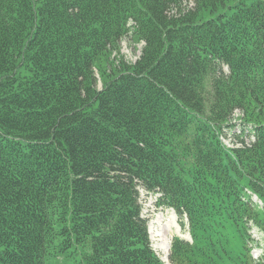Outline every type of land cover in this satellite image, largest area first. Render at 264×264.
<instances>
[{
    "label": "trees",
    "instance_id": "1",
    "mask_svg": "<svg viewBox=\"0 0 264 264\" xmlns=\"http://www.w3.org/2000/svg\"><path fill=\"white\" fill-rule=\"evenodd\" d=\"M183 1L0 0V264H164L139 187L187 218L170 264H264V0Z\"/></svg>",
    "mask_w": 264,
    "mask_h": 264
},
{
    "label": "rangeland",
    "instance_id": "2",
    "mask_svg": "<svg viewBox=\"0 0 264 264\" xmlns=\"http://www.w3.org/2000/svg\"><path fill=\"white\" fill-rule=\"evenodd\" d=\"M194 0H184V6L193 5ZM120 51L119 56L125 63H134L141 54L143 46L142 42H134L131 40L130 35H127L119 41ZM112 58V57H111ZM224 69H226L224 67ZM100 87V83H99ZM241 117V112L235 110L231 119L236 121L234 127L230 130L224 129L222 133V143L226 146H232L235 138L230 137L228 132H237L241 130L238 118ZM231 121V123L233 122ZM231 138V139H230ZM139 201L142 205V216L148 220V230L150 235L151 246L156 254L159 256L164 264H170L168 260L169 248L173 237H181L189 240V233L187 229L186 220L185 224H180V221L175 212L168 207L158 204L159 193H149L144 188L139 187ZM252 238L255 239L257 246L252 247L253 259H259L264 254V236L255 228L250 230ZM81 257L80 252L74 247H70L63 251L58 256H49L47 264H72Z\"/></svg>",
    "mask_w": 264,
    "mask_h": 264
}]
</instances>
